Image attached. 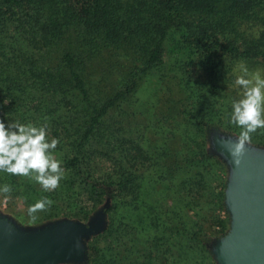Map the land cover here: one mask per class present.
I'll return each instance as SVG.
<instances>
[{
    "label": "trees",
    "instance_id": "1",
    "mask_svg": "<svg viewBox=\"0 0 264 264\" xmlns=\"http://www.w3.org/2000/svg\"><path fill=\"white\" fill-rule=\"evenodd\" d=\"M238 62L264 71V0H0V121L46 124L48 141H59L50 154L65 170L54 191L37 188L35 173L0 171V186L28 206L54 202L33 225L66 215L86 220L103 201L108 225L100 235L113 238L115 254L105 257L94 236L80 264H141L156 251L167 256L159 264H211L208 244L228 230V218L216 214L226 211L223 191L208 223L218 226L213 237L206 219L183 205L207 210L212 197L203 192L218 170L225 186L227 165L209 138L236 128L219 114L230 109L224 92L236 93L230 66ZM156 68L160 76L150 79ZM168 75L176 87L162 94L158 123H171L180 140L175 158L165 143L143 148L114 128L145 82L157 87ZM96 157L112 162L111 175H96ZM181 190L186 198L168 201ZM81 191L96 200L73 210Z\"/></svg>",
    "mask_w": 264,
    "mask_h": 264
},
{
    "label": "water",
    "instance_id": "2",
    "mask_svg": "<svg viewBox=\"0 0 264 264\" xmlns=\"http://www.w3.org/2000/svg\"><path fill=\"white\" fill-rule=\"evenodd\" d=\"M237 138L222 133L209 138L210 150L227 165L224 205L230 218L227 232L211 247L219 264H264V147L246 143L234 158L219 142ZM105 216L101 207L87 221L62 217L22 226L0 213V264L83 262L85 241L105 229Z\"/></svg>",
    "mask_w": 264,
    "mask_h": 264
},
{
    "label": "rangeland",
    "instance_id": "3",
    "mask_svg": "<svg viewBox=\"0 0 264 264\" xmlns=\"http://www.w3.org/2000/svg\"><path fill=\"white\" fill-rule=\"evenodd\" d=\"M169 61H171V60H169ZM239 64L240 63L238 62V63H234L230 66V71L233 74V80H232L233 83H232V81L230 82V88L234 87L236 89L237 97H236L235 92H234V96L231 93H229L228 92L229 88H228V91H225L224 94L229 95L228 100H226V102H227L226 105H230L229 106L230 109H228V107H226V109H228V112L227 113L224 112L225 114L224 113L219 114L221 116H225V118L228 120H230V115L232 112V102L234 100L240 99L241 93H242V89H240L239 86L235 85V80H236L237 76L241 75V72L239 69ZM257 71L260 72L261 76H264V71L261 70L260 68H255L252 71L248 70V72L250 74H254ZM160 74H161V72L157 68L152 69V71L149 74V78L150 79L151 78L156 79V77L157 76L159 77ZM176 81L177 80L175 78H172L171 76L168 75L167 77H165L163 79L161 84L157 87L153 86L148 81L142 85L138 94L136 95L137 101L135 102V99H133L134 102H132V104H131L133 111H128L126 113L120 114L118 119H116V124L114 123V128H115V130H117L118 134L120 135V138L124 137L125 139H127V141L129 139L130 141H132L133 145H137L140 147L142 146L143 148L148 147V145L154 146V145H160L161 143H165L164 146L167 147L168 153L170 155H172L173 158H175L179 155L180 140H178L177 137L172 138L175 135L172 134L173 127L171 126V123H165V124H163V122L158 123L159 113H160L161 109L163 108L162 100L165 99V97L162 94L165 93L166 88L169 86L175 88L176 87ZM151 92L152 93L154 92V94H152ZM148 93H150L152 95H148ZM150 100H152L154 104H152V102ZM234 127H236V128H233V130H231L229 132L230 133L229 135H235L236 137H239V135H238L239 131H242V129L235 124H234ZM168 130L171 132H167ZM220 132H223V131H220ZM251 137H253L254 142L257 139H260V140L262 138L264 139V129H257V131L251 135ZM195 139L196 138L194 137V140ZM254 142L251 141L250 144L257 145L260 147H264V143L263 144H256ZM125 146L127 147V149H129V147H131V144L128 142L127 144H125ZM94 167H95L96 175H99V176L104 175V177H108L109 176L108 174H110L109 172L114 171L113 166H112V162L109 160H106L102 157H96L95 158ZM217 173H218L217 176L211 177V187L203 192V193H207L210 191V196L212 197V202H210L208 204L207 210H205V211L201 210L199 208V205L196 206V205H194L193 202H190L189 205H183L184 210L189 209L187 211L188 213H190L192 215H194V213H199L198 219H201L203 221L206 219L205 226H206L207 232L211 233L212 237L214 235V231H216L218 229V226H216V225H214V226L209 225L208 226V223L210 222L209 219H210L212 213L216 210V207H217L216 199L219 195V191L222 190L223 194L225 193L226 181H227V176H228L227 166H226V177H225L224 188H222L220 185L221 182L224 181V175L219 170ZM37 188L42 190V187L38 182H37ZM176 188H177V186H173V189L175 191H176ZM81 192L82 193L80 194V196H78V200L71 202L69 204L71 209L75 210V209H78L79 207H83V206L86 209H90L92 207V205L94 203L93 201L96 199H89L88 195H85V192H83V191H81ZM194 192H196V191H194ZM194 192H193V195L195 194ZM177 193H180V192H177ZM6 195L7 194H0V213L11 216L16 222H18L22 226L33 225V223L35 221H34V219H32V217H30L28 215L27 209L29 206L26 204L25 200L22 197L17 196V195L12 194V193H11V198L7 199ZM187 195H188L187 191H184V190H181L180 194H176L175 192L174 193L171 192V194L168 196V201L169 202H172V201L174 202L176 200L178 201L179 200V199H177L178 197L186 198ZM118 199L119 198L117 196L115 201L117 202ZM183 201H184V199H183ZM223 202H224V197H223ZM128 204H130V201L125 203V205L120 207V209H122L124 213H126V208H127ZM102 206H103V201L101 203H99L97 209H99ZM188 206L190 208H192V207L195 208V212L193 210L191 212V210H190V208H188ZM224 207H225V205H224ZM226 211L222 210V209H217L216 214L218 213L220 215V217L228 218V227H229V219L230 218H229L228 211L227 212ZM93 213L94 212H92L91 215ZM119 213L120 212L118 210V214L115 217H113V221L119 217L120 218L122 217L121 216L122 214H119ZM127 215L131 216L132 213H127ZM63 217L71 218V217H68L67 215L63 216ZM56 219H58V218H56ZM79 220L87 221V219L86 220L79 219ZM124 221H127V220L124 219ZM107 225L108 224L106 222L105 229L107 228ZM104 230L100 233L102 234L104 232ZM100 233L91 236L90 238H88L85 241L87 258H88L89 243L92 242L94 236H98V235L99 236L95 242L98 244V246L100 247V249L104 253V256L107 258L114 256L115 252L113 251V247L116 246V244H114L113 238L111 236H106L104 234L100 235ZM216 239L217 238H212V242ZM174 240H175V242H177L178 237H175ZM212 242L210 243V245L208 244V248H209V251L211 253V262H212L211 264H219L218 261L216 260L215 256H214V254H213V251H212V247H211ZM130 245H131V243H130ZM141 246H142V244L139 246V248ZM122 249L123 248L120 249V253L124 252V251H122ZM173 251L175 253L176 250L173 249ZM126 253H128V252L125 251L121 255H124ZM162 256L163 255L161 254L160 251L159 252L156 251L155 259H153L152 261H149V262L142 261L141 264H159V262L161 263V261L167 257V256H165L164 259H161L160 257H162ZM195 256H196V254L191 255L193 260H195ZM169 257H175V256L172 255ZM191 263H195V261H192ZM60 264H80V263H60ZM166 264H168V262H166Z\"/></svg>",
    "mask_w": 264,
    "mask_h": 264
},
{
    "label": "clouds",
    "instance_id": "4",
    "mask_svg": "<svg viewBox=\"0 0 264 264\" xmlns=\"http://www.w3.org/2000/svg\"><path fill=\"white\" fill-rule=\"evenodd\" d=\"M239 69L241 75L237 76L235 85L242 89V93L240 99L232 102L230 122L242 131L235 141L219 142L234 158L243 154L245 144L251 142V135L257 129H264V76L259 71L250 74L243 62ZM47 136L46 124L37 127L12 120L6 125L0 121V171L23 177L35 173L36 181L45 191L57 189L65 170L50 154L59 141L52 139L49 142ZM11 192L10 185L0 186V194H7V199L11 198ZM53 203L44 197L28 207V215L35 219L36 213L47 211Z\"/></svg>",
    "mask_w": 264,
    "mask_h": 264
}]
</instances>
